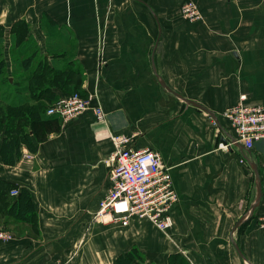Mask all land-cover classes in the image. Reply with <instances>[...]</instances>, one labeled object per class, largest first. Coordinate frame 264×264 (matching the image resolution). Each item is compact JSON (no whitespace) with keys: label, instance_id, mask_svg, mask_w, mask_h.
Wrapping results in <instances>:
<instances>
[{"label":"crops","instance_id":"0c3cea01","mask_svg":"<svg viewBox=\"0 0 264 264\" xmlns=\"http://www.w3.org/2000/svg\"><path fill=\"white\" fill-rule=\"evenodd\" d=\"M187 1L204 21H167ZM0 31L8 67L21 44L38 49L48 78L65 72L29 105L80 91L107 116L66 124L44 113L11 163L0 144V231L11 237L0 264H117L136 252L145 264H264V140L231 145L223 116L241 95L264 106V0H0ZM117 134L170 169L179 202L168 234L148 220L98 217Z\"/></svg>","mask_w":264,"mask_h":264},{"label":"built area","instance_id":"2783aa9c","mask_svg":"<svg viewBox=\"0 0 264 264\" xmlns=\"http://www.w3.org/2000/svg\"><path fill=\"white\" fill-rule=\"evenodd\" d=\"M184 14L194 21L201 15L193 3L184 6ZM241 95L237 105L226 109L224 118L233 131L234 143L251 150L264 140V106L247 102ZM93 96L75 93L59 99L47 110L48 116H56L64 122H72L91 111L97 123L105 124L107 116L100 106L93 105ZM114 152L107 160L110 188L100 203L98 217L110 214L115 221L127 225L132 218L150 221L160 232L168 234L173 227V209L179 202L170 169L160 153L153 149H135L134 138L123 134L111 136ZM229 144H221L226 149ZM28 157H32L29 155ZM19 195L18 190L11 192ZM259 227L264 230V215L259 218ZM10 235L0 231V242H7ZM49 264H65L55 261Z\"/></svg>","mask_w":264,"mask_h":264},{"label":"trees","instance_id":"16d2710c","mask_svg":"<svg viewBox=\"0 0 264 264\" xmlns=\"http://www.w3.org/2000/svg\"><path fill=\"white\" fill-rule=\"evenodd\" d=\"M17 31L15 30V33H17V35H19V38H21L22 42H24L26 38H22V34L25 35V33L28 32V30L26 29L25 26L21 25L19 27V32ZM1 40L2 39L0 38V42ZM21 47H23L24 50L18 53L19 56H22V59L19 62V66L27 67L30 64V60L33 59L34 62L33 64L36 65L35 68L37 67L35 72L38 71L39 67H41L42 71L40 73H35V74L32 72L30 74L26 73L24 75H20L18 81L16 82L17 78H15V75L17 76V72L14 73L8 72L9 67L7 65V60L4 56L5 47L3 46L2 58L0 60V75L1 74L4 75L5 94L3 96L0 95V102L6 103L7 109L0 106V125L2 126L0 129V144H2L1 155L5 163H11L13 160H15L16 157L14 155L15 153L14 150L16 144L21 143L26 136L31 137L32 135H34V133L36 132L35 131L36 122H37L36 119L39 118L40 115L42 118L44 113L47 115V110L49 109V107H51L59 99L52 100L50 105L41 108L31 106L29 105V102H31V100L39 99L43 93H46L47 90L49 91L50 88L52 87V80L53 83L56 82L58 80V77L63 73H65L59 70L57 71L55 69H52L50 70V72L51 71L54 72L53 79L51 77L48 78L46 73V67L48 68L47 64L45 62H42L41 59L40 60L37 59L36 57L38 49H35V47H31V46L28 47L25 45H22ZM13 56H15V54H13ZM44 64L46 65V67ZM20 78L25 79L30 83H34V84L36 83V87L34 88L33 86L31 87V85L29 86L27 84L26 85L19 84ZM31 89H32V93H34L35 91V94L31 96L30 95L26 96V92L31 91ZM10 92L14 93L13 97L11 96L12 94L9 95ZM74 93L81 94L80 91ZM50 117H56V116H50ZM15 122H20L19 123L20 126H16V125L13 126ZM27 125L30 127L24 130L23 127H26ZM21 128L23 129V131L21 130L20 132ZM7 157L12 160L9 161ZM21 195L23 196V193ZM117 264H136V262L134 257L130 255L127 257H121L118 260Z\"/></svg>","mask_w":264,"mask_h":264},{"label":"rangeland","instance_id":"374dc122","mask_svg":"<svg viewBox=\"0 0 264 264\" xmlns=\"http://www.w3.org/2000/svg\"><path fill=\"white\" fill-rule=\"evenodd\" d=\"M188 3H193V4H195V6L197 7V11L200 13V15H201V19L200 20H197V21H194L193 19H191V18H189V17H187L186 16V14H184V6L186 5V4H188ZM169 17V16H168ZM183 20V21H185V22H187V23H201V22H203L204 21V15H203V13H202V11H201V9L199 8V6L197 5V3H195V2H193V1H187V2H185L182 6H181V10H180V13H179V17L177 18V17H174V18H168V20L167 21H178V20ZM3 36V34H2V32L0 31V38ZM22 45L21 44H18V45H13L12 47H10V53H12V54H15V56H13V58H11L10 57V60L11 59H13V61L11 62V61H9L8 63H9V68H8V72L10 73H14V72H17V76L15 75V78H17V80H16V82L18 81V78L20 77V75H24V74H26V73H30L31 72V70L29 69V71H28V68H29V65H32L34 62H33V59H31L30 60V64L27 66V67H20L19 66V62L21 61V59H22V56H19V54L18 53H20L21 51H23L24 50V48L23 47H21ZM2 52H3V41L1 40V42H0V60H1V58H2ZM35 57V56H34ZM35 65V64H34ZM27 70V71H26ZM20 83L19 84H24V85H32V84H30L29 82H27V80H25V79H21L20 78V81H19ZM5 81H4V75L3 74H1L0 75V95L1 96H3L4 94H5ZM4 89V90H3ZM10 94H12L11 96L13 97L14 96V93L13 92H10L9 93V95ZM75 94V93H74ZM17 95V94H16ZM30 95H33V93L32 92H30ZM73 95V94H72ZM28 96V95H27ZM248 99V98H247ZM2 103H4V102H0V106H2V107H4L5 109H7L6 108V103H4V104H2ZM254 105H259V104H254ZM13 113H14V111H13ZM64 122V121H63ZM16 123V124H15ZM14 124H13V126H20V122H15ZM64 123H66L67 124V122H64ZM69 123V122H68ZM1 125H0V129H1ZM30 126H26V127H23V129L24 130H26V129H28ZM23 129L21 128L20 129V132H21V130L23 131ZM7 159L9 160V161H11L12 159H10V158H8L7 157ZM186 255V254H185ZM133 257H134V259H135V262H136V264H145L144 263V256L142 255V254H140V252H136L134 255H133ZM181 264H186V262L185 261H182V263Z\"/></svg>","mask_w":264,"mask_h":264},{"label":"water","instance_id":"95a60500","mask_svg":"<svg viewBox=\"0 0 264 264\" xmlns=\"http://www.w3.org/2000/svg\"><path fill=\"white\" fill-rule=\"evenodd\" d=\"M184 100H185V99H184ZM187 102H189V101H187ZM189 103L193 104V105L196 106L198 109L203 110V111H206V112L209 113V111H208L207 109H205V108H203V107H201V106H199V105H196L195 103H192V102H189ZM210 114H211V113H210ZM211 115H212V114H211ZM212 116H213V115H212ZM216 119H217V118H216ZM217 122H218V120H217ZM218 124L220 125L219 122H218ZM239 147H242V146L239 145ZM253 170H254V172H255L256 179H257V181H258V185H259V186H258V193H259V195H258L257 202H256V204H255V206H257V204L260 202V199H261V196H262V186H261L260 176H259V171H258L257 167H255ZM240 223H241V221L236 225L234 231L237 230V228H238V226H239ZM234 245H235V247H236L238 253H239L242 257H244V255H242V253H241L239 247H238L235 243H234Z\"/></svg>","mask_w":264,"mask_h":264},{"label":"bare ground","instance_id":"6f19581e","mask_svg":"<svg viewBox=\"0 0 264 264\" xmlns=\"http://www.w3.org/2000/svg\"><path fill=\"white\" fill-rule=\"evenodd\" d=\"M156 151V150H155ZM158 152V151H157ZM159 153V152H158ZM161 155V154H160ZM162 157V156H161ZM163 160V159H162ZM56 261V260H55Z\"/></svg>","mask_w":264,"mask_h":264}]
</instances>
